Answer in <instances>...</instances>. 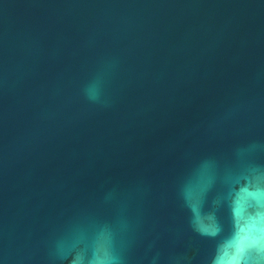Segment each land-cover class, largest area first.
<instances>
[{
    "label": "water",
    "instance_id": "95a60500",
    "mask_svg": "<svg viewBox=\"0 0 264 264\" xmlns=\"http://www.w3.org/2000/svg\"><path fill=\"white\" fill-rule=\"evenodd\" d=\"M257 237L264 0H0V264H264Z\"/></svg>",
    "mask_w": 264,
    "mask_h": 264
},
{
    "label": "clouds",
    "instance_id": "9594fccd",
    "mask_svg": "<svg viewBox=\"0 0 264 264\" xmlns=\"http://www.w3.org/2000/svg\"><path fill=\"white\" fill-rule=\"evenodd\" d=\"M90 98L94 99V97L90 96ZM250 250H255L257 253L264 252V240L257 237L252 244L250 245ZM244 256H241L240 259L242 260ZM239 264V262H237Z\"/></svg>",
    "mask_w": 264,
    "mask_h": 264
},
{
    "label": "snow or ice",
    "instance_id": "6c2138e0",
    "mask_svg": "<svg viewBox=\"0 0 264 264\" xmlns=\"http://www.w3.org/2000/svg\"><path fill=\"white\" fill-rule=\"evenodd\" d=\"M253 195H257V194H254V193H249L247 192V190H244L241 194V198H244V197H249V196H253Z\"/></svg>",
    "mask_w": 264,
    "mask_h": 264
}]
</instances>
